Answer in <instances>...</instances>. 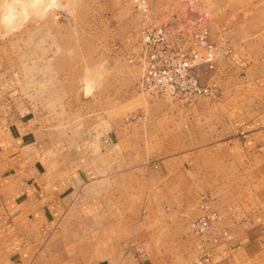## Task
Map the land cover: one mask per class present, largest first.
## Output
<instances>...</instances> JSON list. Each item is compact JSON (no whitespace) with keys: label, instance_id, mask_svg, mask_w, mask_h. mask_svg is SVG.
Returning a JSON list of instances; mask_svg holds the SVG:
<instances>
[{"label":"rangeland","instance_id":"1","mask_svg":"<svg viewBox=\"0 0 264 264\" xmlns=\"http://www.w3.org/2000/svg\"><path fill=\"white\" fill-rule=\"evenodd\" d=\"M145 1L155 23L208 28L216 64L198 78L209 95L185 102L141 92L144 15L133 0H0V43L16 54L22 45L30 118L72 140L90 170L71 223L36 264H112L131 244L153 264H199L190 221L202 197L233 235L213 249L233 255L201 264H264V0ZM182 159L199 171L198 190H163L157 167H185ZM171 205L189 206L185 221L171 220ZM232 214L257 235L239 238Z\"/></svg>","mask_w":264,"mask_h":264},{"label":"crops","instance_id":"2","mask_svg":"<svg viewBox=\"0 0 264 264\" xmlns=\"http://www.w3.org/2000/svg\"><path fill=\"white\" fill-rule=\"evenodd\" d=\"M21 47L16 54L10 51V43H0V264L41 261L47 253L46 241L62 224L71 223L76 197L86 191L91 181L87 182L90 170L87 172L85 163L79 161L74 142L53 139L37 125L38 121L30 118L32 93ZM182 163L185 167L178 169L168 162L157 167L163 190L188 193L198 190L199 171L188 166L186 159ZM91 204L86 203L84 208ZM187 208L169 206V215L175 216L171 220L185 221ZM196 208L192 213L195 218L202 214L198 205ZM227 208L228 214L233 211ZM231 216L236 219L230 228L235 233L242 232L239 238L252 239L257 235L258 230L251 229L249 222L239 220L236 214ZM241 227L244 230L239 231ZM144 248L128 245L121 252L123 259L112 264H153L152 254ZM231 251L213 249L199 255L203 262L205 257L233 255Z\"/></svg>","mask_w":264,"mask_h":264},{"label":"built area","instance_id":"3","mask_svg":"<svg viewBox=\"0 0 264 264\" xmlns=\"http://www.w3.org/2000/svg\"><path fill=\"white\" fill-rule=\"evenodd\" d=\"M133 2L135 9L144 15L138 59L142 66L141 92L152 99L182 98L185 102L209 95L210 88L198 78L199 73H212L215 69L216 55L209 42L208 28L199 25L198 29L188 31L179 19L160 25L151 19L145 0ZM188 34L192 40L186 49L183 42ZM192 68L196 70L194 75L190 72ZM179 80L188 83L179 84ZM198 208L202 214L191 220L190 231L199 238L197 247L200 253L207 254L214 247L231 243L233 235L221 227L220 213L213 207L212 201L203 198Z\"/></svg>","mask_w":264,"mask_h":264},{"label":"bare ground","instance_id":"4","mask_svg":"<svg viewBox=\"0 0 264 264\" xmlns=\"http://www.w3.org/2000/svg\"><path fill=\"white\" fill-rule=\"evenodd\" d=\"M29 1V0H28ZM35 1H40V0H35ZM27 4V3H26ZM25 5V4H24ZM29 5V4H28ZM22 9V8H21ZM27 11V10H26ZM19 13V12H18ZM29 13V12H28ZM27 15V14H26ZM8 19V18H7Z\"/></svg>","mask_w":264,"mask_h":264}]
</instances>
